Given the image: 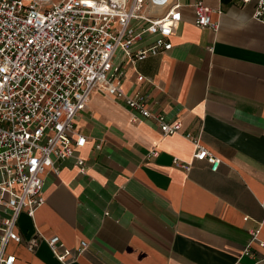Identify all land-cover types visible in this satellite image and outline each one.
<instances>
[{
    "label": "crops",
    "instance_id": "obj_1",
    "mask_svg": "<svg viewBox=\"0 0 264 264\" xmlns=\"http://www.w3.org/2000/svg\"><path fill=\"white\" fill-rule=\"evenodd\" d=\"M176 1L172 48L124 59L122 89L179 121V132L132 121L123 99L93 91L75 118L86 171L70 158L44 176V203L32 217L21 213L23 242L8 245L15 264H61L44 240L54 235L71 249L87 242L69 264H234L248 243L264 257V24L252 16L255 0H201L216 30L194 24L197 0ZM188 133L220 159L215 171L192 158Z\"/></svg>",
    "mask_w": 264,
    "mask_h": 264
},
{
    "label": "built area",
    "instance_id": "obj_2",
    "mask_svg": "<svg viewBox=\"0 0 264 264\" xmlns=\"http://www.w3.org/2000/svg\"><path fill=\"white\" fill-rule=\"evenodd\" d=\"M192 6L197 27L217 29L210 7L201 0ZM180 8L176 0H0V264H15L8 245L23 242L16 228L21 213L32 217L44 203V176L58 174L60 162L70 158L85 173L76 152L86 138L75 118L93 91L123 99L132 121L150 119L163 134L179 132L181 123L150 108L144 95L123 91L122 61L134 64L168 52L180 27ZM252 16L264 24V0H255ZM186 136L195 145L192 158L215 171L220 159ZM172 162L191 167L179 157ZM44 240L61 264L87 247L81 241L71 249L55 235ZM38 241L32 237L25 246L33 250ZM258 245L264 247L262 241ZM244 256L264 260L250 243L234 264Z\"/></svg>",
    "mask_w": 264,
    "mask_h": 264
}]
</instances>
